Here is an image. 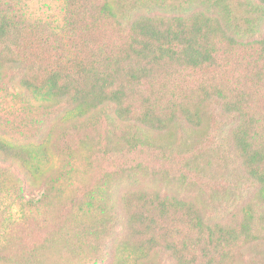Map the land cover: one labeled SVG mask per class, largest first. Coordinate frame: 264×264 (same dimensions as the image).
<instances>
[{"label":"trees","instance_id":"obj_1","mask_svg":"<svg viewBox=\"0 0 264 264\" xmlns=\"http://www.w3.org/2000/svg\"><path fill=\"white\" fill-rule=\"evenodd\" d=\"M62 1L59 28L0 2V92L42 109L35 143L0 138V166L34 181L55 140L63 177L78 175L75 144L99 179L67 194L43 183L38 203L68 202L22 217L0 262L264 264V0ZM142 177L159 188L117 189Z\"/></svg>","mask_w":264,"mask_h":264},{"label":"rangeland","instance_id":"obj_2","mask_svg":"<svg viewBox=\"0 0 264 264\" xmlns=\"http://www.w3.org/2000/svg\"><path fill=\"white\" fill-rule=\"evenodd\" d=\"M16 0H0V2H11V8ZM21 9H19L18 14H23L25 17L38 20L41 25H47L49 27H60L63 24L64 17V3L62 0H21ZM163 2L166 6L174 4L184 3L186 0H157ZM139 6V5H136ZM5 8V7H3ZM43 27V26H42ZM46 27L43 28V31ZM49 31V29H48ZM42 32V31H41ZM48 34V32H43ZM57 42L65 47V40L62 34L56 35ZM64 44H62V42ZM230 59H234L231 57ZM223 63V62H222ZM240 70V69H239ZM234 71L235 74L241 75L240 71ZM196 79H194L193 83ZM192 82V81H191ZM247 84V82L245 83ZM248 85V84H247ZM250 86V85H248ZM190 87V85L185 86ZM253 102L258 106L264 105V87L262 89L258 88L256 94L253 97ZM31 104H34L31 106ZM42 114V109L36 103L30 102L27 95L21 92L16 93L14 90L0 92V138L7 140L15 145H28V143H35L39 138V131L34 123L38 116ZM51 130L55 134H59L61 131L60 126L57 124L55 119H51L48 124L43 128L45 130ZM34 136H38L33 138ZM71 139V138H70ZM68 145L65 146L64 143L52 141L48 145V158L46 164L41 167V172L35 175V179L29 180L25 177L26 174L23 170L6 169L4 166H0V247L8 248L7 258L10 257V248L13 244H7L10 240L15 242V237L18 230L24 227L26 221L23 219L29 216H35L37 218H43L45 212V218L48 216L59 215L57 210L62 209L63 204L68 202L67 195L61 198L58 203L53 202L54 208L51 206L49 199L45 204L38 203L40 197L43 194V183L48 181V184L53 183L55 189L65 188L66 194L69 192V185H75L77 190L83 186L90 187L95 180L99 179L98 171H93L85 176L82 175L84 170V156H87V150H80L75 144L71 145V153L74 156L73 169L77 172V176L72 174L71 179L63 177L64 165L66 162L65 153L68 152ZM74 153V154H73ZM147 159L145 153L134 156L131 158L132 161L135 159ZM2 157H0V162ZM3 165V164H2ZM81 177H80V176ZM149 180L147 178H139L135 181L134 185L121 184L117 186V189H155L159 188V185H153L148 187ZM128 186V187H127ZM130 186V187H129ZM72 189L70 191H73ZM74 190V191H77ZM55 193V192H54ZM119 194V192H117ZM53 196V194H51ZM115 197H117L114 194ZM47 206H51L54 213L48 215ZM264 208V206H263ZM260 214V212H258ZM25 215V216H23ZM53 221L55 218L53 217ZM61 250H56L50 254L52 264H79L77 259L69 260L67 254H61ZM38 255V254H37ZM45 262H47L48 257H44ZM0 262V264H18L16 262H11L8 260L7 263ZM10 262V263H9ZM126 264L131 262L127 260ZM48 264V263H47ZM105 264H120L117 261H107ZM233 264H241L240 261L235 260Z\"/></svg>","mask_w":264,"mask_h":264}]
</instances>
